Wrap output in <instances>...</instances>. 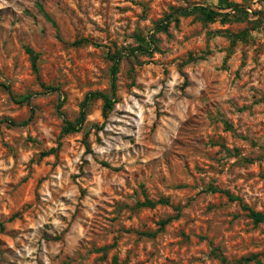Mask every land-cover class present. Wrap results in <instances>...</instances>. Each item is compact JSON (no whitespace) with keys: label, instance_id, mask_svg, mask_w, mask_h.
Returning <instances> with one entry per match:
<instances>
[{"label":"rangeland","instance_id":"1","mask_svg":"<svg viewBox=\"0 0 264 264\" xmlns=\"http://www.w3.org/2000/svg\"><path fill=\"white\" fill-rule=\"evenodd\" d=\"M210 187L264 214V0H0V264H264Z\"/></svg>","mask_w":264,"mask_h":264},{"label":"trees","instance_id":"2","mask_svg":"<svg viewBox=\"0 0 264 264\" xmlns=\"http://www.w3.org/2000/svg\"><path fill=\"white\" fill-rule=\"evenodd\" d=\"M235 9H237V7H235ZM191 10L192 11H198V12L202 13L207 19H210V20L214 19L215 17H218V16L224 17L226 15L225 13L218 12V11H215L213 9L203 7V6H194ZM177 12L188 13L189 11L178 10ZM171 16L172 15L169 14V15L165 16L164 19L158 21L155 25V29H157L158 31H166V28L168 26V23L170 22ZM143 39L144 38L139 36V35L136 36V40H138V41H143ZM133 52H134L133 49H131L130 53L133 54ZM27 53L29 54V56L31 58L33 70L35 72H37V58H38L37 54L34 53L30 49H27ZM123 57H125V56L121 52H115L111 55L110 59H111L112 64H111V68H110L109 92L108 93H103L100 91L88 92L84 96L83 100L80 103V109H79L78 117L73 122H69V121L65 122V126L63 128L65 133L75 132L81 128V126L83 125V123L86 119L88 106H89L90 102H92L93 100H101V102H102V112H101L102 117L104 119H106L108 113L112 110L114 103H115L116 75L118 72V65H119V63ZM22 101H25L27 103V105H30L29 104V96H25L19 102H22ZM9 123H11V122H9ZM209 190L211 192L224 193L230 201H238V203L241 205V208L243 210L248 211L249 216L252 218V220L255 223L264 222V214L256 213L253 210H251L249 207L243 205L241 203V200L238 197L232 196L227 192L220 191V190H218L216 188H212V187H210ZM157 203H166V201L165 200H159ZM155 204H156L155 202H151V201L147 200L140 205L152 207ZM169 221H170V218H167V219L161 221L160 222L161 227L163 225H165L166 223H168ZM0 228H2V224H0ZM0 245H1V242H0ZM238 264H240V262Z\"/></svg>","mask_w":264,"mask_h":264}]
</instances>
